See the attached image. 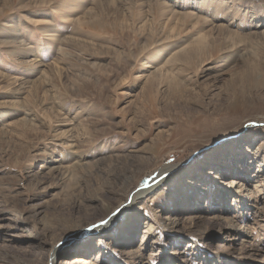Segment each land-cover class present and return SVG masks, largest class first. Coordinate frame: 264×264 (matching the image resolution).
Masks as SVG:
<instances>
[{"label":"rangeland","instance_id":"rangeland-1","mask_svg":"<svg viewBox=\"0 0 264 264\" xmlns=\"http://www.w3.org/2000/svg\"><path fill=\"white\" fill-rule=\"evenodd\" d=\"M79 258L264 264V0H0V264Z\"/></svg>","mask_w":264,"mask_h":264},{"label":"bare ground","instance_id":"bare-ground-1","mask_svg":"<svg viewBox=\"0 0 264 264\" xmlns=\"http://www.w3.org/2000/svg\"><path fill=\"white\" fill-rule=\"evenodd\" d=\"M223 31V30H222ZM32 63H33V61H31ZM34 62H36V61H34ZM2 76V75H1ZM75 145V144H74ZM77 147V146H76ZM145 191V190H144ZM144 191H141V192H138V193H136V194H134V196L131 198V203L132 202H134V200L136 199V197H139V196H141L143 193L142 192H144ZM147 191V190H146ZM145 191V192H146ZM142 193V194H141ZM129 208V207H128ZM126 211V210H125ZM124 211V212H125ZM114 215V214H113ZM118 217V214H116L115 215V217L114 218H117ZM251 248V247H250ZM251 250L253 251V249L251 248ZM84 262H86V261H84L83 259H74L73 261H72V263L73 264H77V263H84Z\"/></svg>","mask_w":264,"mask_h":264}]
</instances>
